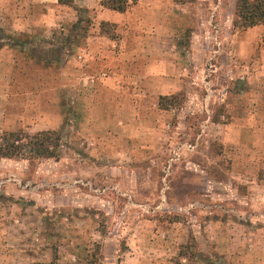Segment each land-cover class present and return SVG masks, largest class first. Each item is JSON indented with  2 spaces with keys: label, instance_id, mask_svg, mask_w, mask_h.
Returning a JSON list of instances; mask_svg holds the SVG:
<instances>
[{
  "label": "rangeland",
  "instance_id": "obj_1",
  "mask_svg": "<svg viewBox=\"0 0 264 264\" xmlns=\"http://www.w3.org/2000/svg\"><path fill=\"white\" fill-rule=\"evenodd\" d=\"M100 2L0 0V264H264V24Z\"/></svg>",
  "mask_w": 264,
  "mask_h": 264
},
{
  "label": "trees",
  "instance_id": "obj_2",
  "mask_svg": "<svg viewBox=\"0 0 264 264\" xmlns=\"http://www.w3.org/2000/svg\"><path fill=\"white\" fill-rule=\"evenodd\" d=\"M61 5H71L72 0H57ZM138 0H101L100 6L105 9L124 13ZM236 16L242 28H251L264 24V0H237ZM4 138L5 145L0 146V155L8 156L13 153H23L29 148V155L33 159L53 158L57 156L60 137L55 132L42 131L33 135H23L22 132L10 133ZM25 140V143L15 145L14 142Z\"/></svg>",
  "mask_w": 264,
  "mask_h": 264
}]
</instances>
